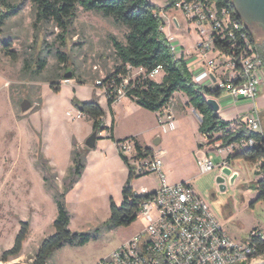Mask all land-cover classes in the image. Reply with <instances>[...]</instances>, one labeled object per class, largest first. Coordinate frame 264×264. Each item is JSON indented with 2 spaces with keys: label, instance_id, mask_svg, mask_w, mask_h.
Listing matches in <instances>:
<instances>
[{
  "label": "rangeland",
  "instance_id": "374dc122",
  "mask_svg": "<svg viewBox=\"0 0 264 264\" xmlns=\"http://www.w3.org/2000/svg\"><path fill=\"white\" fill-rule=\"evenodd\" d=\"M153 1L163 4V0ZM12 3L19 6V12L0 29V264H33L43 241L55 234L58 214L55 194L65 193L66 180L74 168L73 152L77 150L85 155L86 167L82 181L65 193L71 215L69 230L78 234L101 230L97 239L83 246L67 244L56 250L49 264H101L144 228L146 220L140 216L129 227L103 228L111 217V200L117 206L123 202L127 172L111 147L86 146L93 134L92 122L80 116L73 102L97 100L111 126L106 87L99 82L114 73L118 65L110 36L125 42L128 31L116 25L112 18L80 9L73 27L65 34L52 23L35 25L36 10L30 0H12ZM161 17L166 31L171 32L172 27L184 46L172 42L178 53H183L185 48L188 61L196 58L199 40L196 25L176 9L162 12ZM175 19L179 26L172 24ZM253 36L258 43L264 42V35ZM4 40L12 43L16 60L4 53ZM57 52L64 53L67 60L61 62ZM41 57L46 58L47 66L35 75L32 68ZM67 74L71 78H65ZM137 77L134 71L131 79ZM160 79L158 75L157 80ZM51 83L61 89L52 90ZM180 94L182 98L174 97L167 109L175 115L177 111L186 113H179L165 125L159 123L155 113L124 96L116 105V132L119 136L135 135L151 146L153 152L162 151L167 183H191L230 236L236 241H246L252 230L264 228V201L252 206L258 197L255 182L262 178L256 174L259 166L229 160L233 173L238 174L233 184L230 178L222 176L218 167L211 173H201L197 166L199 157L209 153L214 165L219 166L237 151L219 153L216 145L222 141L216 140L218 136L211 143L202 138L198 131L200 122L186 95ZM203 94L207 99L213 97L207 90ZM24 101L32 105L27 112L22 111ZM256 105L264 123L263 87ZM222 177L226 179L224 191L218 182ZM159 185L156 174L137 176L132 183L138 194L142 188L154 191ZM22 223L30 224L23 251L3 261V253L13 247Z\"/></svg>",
  "mask_w": 264,
  "mask_h": 264
},
{
  "label": "built area",
  "instance_id": "2783aa9c",
  "mask_svg": "<svg viewBox=\"0 0 264 264\" xmlns=\"http://www.w3.org/2000/svg\"><path fill=\"white\" fill-rule=\"evenodd\" d=\"M174 9L182 11L189 22L196 25L199 36L196 58L191 61L171 44L176 57L184 56L187 60L194 83L210 91L220 108L224 98L250 102L252 105L246 117L237 120L244 122L249 131L262 136L259 142L243 140L226 148L217 144L218 152L264 147V128L256 105L264 86V63L249 30L216 0H181ZM172 24L179 26V21L175 19ZM128 70L129 76L118 88L117 102L126 96V87L131 80L140 76L155 80L163 72L162 66L148 75L143 68L129 66ZM134 71L138 77L131 79ZM216 93L221 96L216 98ZM172 101L158 113L160 124L165 125L171 119L167 117V108ZM202 138L208 140L206 135ZM137 143L135 138H130L115 144L119 155L127 159L135 178L156 174L160 185L154 191L145 187L137 193L148 197L138 213V217L146 220L144 228L101 264H257L264 261V228L252 230L246 241L234 240L191 183H167L161 158L163 152L140 155ZM197 165L203 174L211 173L217 167H230L228 159L215 166L209 153L199 158Z\"/></svg>",
  "mask_w": 264,
  "mask_h": 264
},
{
  "label": "trees",
  "instance_id": "16d2710c",
  "mask_svg": "<svg viewBox=\"0 0 264 264\" xmlns=\"http://www.w3.org/2000/svg\"><path fill=\"white\" fill-rule=\"evenodd\" d=\"M36 10L35 25L55 24L63 33L68 34L74 25L77 14L81 9L84 12L100 14L106 18H112L118 26L127 29L125 42L119 41L115 36H110L118 65L115 72L109 74L102 82L106 87V98L110 114L112 117L111 127H107L105 111L97 100L91 102L74 101L75 109L92 122L93 132L101 134L108 132V138L118 143L123 140L114 138V110L113 106L117 103L119 94L118 88L124 79L130 74L128 67L134 69L143 68L146 75L150 74L157 67L162 66L163 72L160 82L152 80L146 76H140L134 81H130L126 87V97L133 99L140 107L153 112L163 111L172 101L177 93H184L188 98V105L192 107L201 117L199 133L201 136H208L211 143L215 140L222 141L220 148H226L243 140L254 139L256 142L262 140L258 133L247 129L244 122L239 120L225 121L218 113H215L208 105L207 98L201 89L193 81L187 60L184 56L177 58L172 51L171 42L166 37L163 28L164 22L161 17L162 12L174 9L181 0H166V6L160 8L150 0H30ZM220 7H226L233 13L235 18L249 30L255 45L257 46L264 63V42L258 43L253 36L248 25L238 14L234 4L230 0H216ZM19 6L12 3V0H0V29L6 22L18 14ZM62 38H64L62 36ZM12 43L8 40L3 41V51L7 56L16 60V54L11 50ZM57 57L61 62L67 60V56L62 52H57ZM47 66L46 58H39L32 73L39 75ZM29 67V63H27ZM50 87L54 91L61 88L55 83ZM221 93H216L219 98ZM202 146V144H201ZM140 155L147 156L152 154L150 148H143L137 143ZM123 162L127 164V159L119 155ZM228 160H240L246 164L259 166L256 174L261 179L255 182L258 197L252 204L264 201V147L248 148L242 152H237L230 156ZM74 168L70 171V177L66 180V191L73 188L85 171V155L77 150L73 152ZM129 167V166H128ZM44 169L45 165H44ZM135 177L133 172L129 173L128 179L123 187V202L120 206L111 200V217L103 228L113 229L119 227H129L137 219L140 207L147 196L138 195L132 186ZM48 181V178H45ZM65 193L56 192L55 200L57 203L58 214L54 222L55 234L45 239L34 257L33 264H49L54 252L65 245L79 247L89 243L97 236L101 229L89 233H73L69 230L71 215L65 203ZM30 232V224L22 223L21 229L16 236L14 245L11 249L3 253V261H8L12 257L19 256L23 251V245Z\"/></svg>",
  "mask_w": 264,
  "mask_h": 264
},
{
  "label": "crops",
  "instance_id": "0c3cea01",
  "mask_svg": "<svg viewBox=\"0 0 264 264\" xmlns=\"http://www.w3.org/2000/svg\"><path fill=\"white\" fill-rule=\"evenodd\" d=\"M150 2L152 3V4H154V5H157L158 7H160V8H164L167 4H166V0H163V4H160L159 2H157V1H153V0H150ZM169 29H171L170 31L171 32H167L166 31V28H164L163 29V31H164V33H165V35H166V37L168 38V40H170L171 42H176L180 47H184L183 45H182V43L177 39V36L174 34V32H173V28L172 27H170ZM183 53L182 54H184L185 56H187L188 55V53H186V50H185V48H183V51H182ZM161 75V79H162V74H160ZM161 79L160 80H157V77L155 78V80L156 81H158V82H160L161 81ZM263 88H264V86H263ZM176 96H180L181 98H182V96H181V94L180 93H177V94H175V97ZM187 100H188V98H186ZM229 98H224V99H222V101H221V108H220V110H222V111H219V115L225 120V121H235V120H237V119H240V118H245L246 117V115H247V113H248V111L250 110V108H251V103L250 102H247V101H239V102H234V101H230V100H228ZM123 101V98L122 99H120L114 106H113V110H114V113H115V115H114V120H115V124H116V119H115V116L117 115V113H116V105L120 102V101ZM137 105V104H136ZM139 106V105H138ZM192 108V107H191ZM188 110H190V109H188ZM187 110V111H188ZM192 111H193V114L197 117V119H198V121L200 122L201 121V117H200V115L192 108ZM168 114H167V117H170V118H172V117H176V116H178L179 115V113H186V111H177L176 112V114L177 115H175L172 111H168L167 112ZM261 113V112H260ZM156 114V117L158 118V113H155ZM175 115V116H174ZM107 115H105V119H104V121H105V123H106V126L107 127H111L109 124H108V122H107ZM115 124H114V131H113V134H114V138L116 139V140H127V139H130V138H135L137 141H138V143L142 146H145V147H151V146H149V145H147L146 143H143L140 139H139V137H136L135 135H131V134H128V135H122V136H119L118 134H117V132H116V129H115ZM264 124V123H263ZM111 125H112V123H111ZM199 125H200V123H199ZM199 125H198V129H199ZM100 136H101V139L99 140L98 139V141H97V144H96V147L98 146V144H100L103 148H106V147H111L112 149H113V151H114V153H116L117 155H118V157H119V159H121L120 158V156H119V153H118V151H117V149H116V144H115V142H113L111 139H109L108 138V136L106 135V132H103V133H101L100 134ZM154 140H156V141H160V139H158V138H155ZM154 140H153V142H154ZM142 146V147H143ZM144 148V147H143ZM200 158V157H199ZM198 158V159H199ZM198 159H197V161H198ZM120 161H122L121 163L123 164V166H124V169H125V171L127 172V175H126V179H128V176H129V173H130V168L127 166V164H125L124 162H123V160L121 159ZM237 162V160H235L233 163H236ZM198 166V165H197ZM163 169H164V164H163ZM84 176V175H83ZM83 179V178H82ZM82 179H81V181H82ZM80 181V182H81ZM177 183H181V182H173V183H169V184H177ZM78 186V185H77ZM76 186V187H77ZM26 242V241H25ZM24 246V245H23Z\"/></svg>",
  "mask_w": 264,
  "mask_h": 264
},
{
  "label": "water",
  "instance_id": "95a60500",
  "mask_svg": "<svg viewBox=\"0 0 264 264\" xmlns=\"http://www.w3.org/2000/svg\"><path fill=\"white\" fill-rule=\"evenodd\" d=\"M233 2L238 14L242 17L244 22L248 25L252 33L256 35H264V0H230ZM259 24V25H258ZM261 25V26H260ZM67 79L71 78L69 74L66 75ZM209 107L215 112L219 113L220 105L215 98L207 99ZM31 103L29 101H24L22 103V111L27 112L31 108ZM99 139L98 132H93V134L87 139L86 146L90 149L96 147L97 141ZM222 176L230 178L232 184L238 177L237 173H233L232 168L226 167L221 169ZM225 178H220L218 180L221 191L225 190ZM21 264V263H13ZM257 264H264V261Z\"/></svg>",
  "mask_w": 264,
  "mask_h": 264
},
{
  "label": "flooded vegetation",
  "instance_id": "af4514ba",
  "mask_svg": "<svg viewBox=\"0 0 264 264\" xmlns=\"http://www.w3.org/2000/svg\"><path fill=\"white\" fill-rule=\"evenodd\" d=\"M259 25V24H258ZM261 26V25H260Z\"/></svg>",
  "mask_w": 264,
  "mask_h": 264
}]
</instances>
